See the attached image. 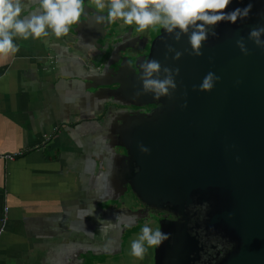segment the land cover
<instances>
[{"label": "crops", "instance_id": "crops-1", "mask_svg": "<svg viewBox=\"0 0 264 264\" xmlns=\"http://www.w3.org/2000/svg\"><path fill=\"white\" fill-rule=\"evenodd\" d=\"M94 5L84 0L67 36L15 37L19 52L0 64V264H95L97 235L139 201L125 141L138 114L114 91L133 29Z\"/></svg>", "mask_w": 264, "mask_h": 264}, {"label": "water", "instance_id": "water-1", "mask_svg": "<svg viewBox=\"0 0 264 264\" xmlns=\"http://www.w3.org/2000/svg\"><path fill=\"white\" fill-rule=\"evenodd\" d=\"M249 2L248 18L212 27L203 55L187 38L160 35L149 57L160 70L149 76L141 66L128 67L114 89L140 106L166 103L137 113L126 131V180L147 206L179 214L204 207V228L225 249L217 264H264V48L249 38L252 28L264 26V0H232L227 11ZM209 72L219 80L201 90ZM169 77L176 87L169 86L168 95L155 99L154 91H145L146 79Z\"/></svg>", "mask_w": 264, "mask_h": 264}, {"label": "clouds", "instance_id": "clouds-1", "mask_svg": "<svg viewBox=\"0 0 264 264\" xmlns=\"http://www.w3.org/2000/svg\"><path fill=\"white\" fill-rule=\"evenodd\" d=\"M93 2L97 9L106 6L105 0ZM231 3L232 0H110L107 16L111 20L122 19L129 25L135 23L138 31H145L159 23L169 33L176 28L187 32L191 25L195 30L191 32L189 43L195 54L203 55L199 50L202 42L207 39L206 25H216L223 21L234 24L239 19L248 18L254 6L249 2L243 8L227 11ZM31 4H38L39 7L27 15H22ZM84 10V0H0V64L7 63L19 52V46L13 42L15 37L44 42L50 35H55L58 39L67 36L70 26L79 22ZM198 21L203 23L197 24ZM261 35H264V26L252 28L249 32V38L264 48V41L259 38ZM237 44L247 55L248 50L243 42L237 41ZM179 56L180 53H177V58ZM141 67L151 76L161 66L156 60H145ZM214 80H219V77L209 72L200 84V89L210 90L214 86ZM169 86L176 87L171 77L144 81L145 91H154L155 99L168 95ZM140 150L149 151L142 145ZM168 239V233L159 228L154 230L145 224L139 238L132 241L131 254L143 258L147 247L161 246Z\"/></svg>", "mask_w": 264, "mask_h": 264}, {"label": "flooded vegetation", "instance_id": "flooded-vegetation-1", "mask_svg": "<svg viewBox=\"0 0 264 264\" xmlns=\"http://www.w3.org/2000/svg\"><path fill=\"white\" fill-rule=\"evenodd\" d=\"M109 3L110 0H105L106 6H108ZM92 9L94 12L99 13V9H96L95 7H92ZM105 10L107 11V9ZM200 23L203 22H197V24ZM213 26L214 25L205 26V30L207 31L208 35ZM193 30L195 29L193 28V26L190 25L187 32H181L179 28H176L170 33L179 34V36L189 39ZM115 34V32L110 33L109 35L107 34V38H113ZM162 34H169V32H166L162 29L155 37V39H153V41L149 43V46L144 40L140 41L138 37H133L134 40L125 43L122 49L125 53L124 56L121 57L122 60H124V62L128 65H134V68H131L128 65L126 66V68H130L129 71L140 67L143 64L142 62H144L145 60L151 59L149 58L151 50L155 44L156 39ZM107 38L106 36H101L102 41ZM138 64L139 66H137ZM122 67L124 68L123 65ZM126 68L124 69L126 70ZM128 101L131 102L128 106V109L130 111L132 110L134 112H137L138 114H147V112H150L154 108L166 105V103L162 100H156L152 104H148L146 106H140L141 103L137 102L136 100ZM130 192L132 193L131 189ZM138 202L141 204L142 207L136 206L134 208L132 207L131 210L129 209L130 212L128 213L132 215H130L127 219L121 220L123 223L119 221L121 225H119L118 223L116 224L118 225V229L114 231V233L116 234L115 236L117 240L118 235L121 233L118 232V230H121L122 232L124 231V233L126 232V235L134 233L135 229L139 227L138 225L140 224V222L144 221L145 218L143 217L146 214L151 215L152 211H155L156 209V220L154 221L155 214L153 215L154 218L152 220L149 219L151 217H147V219L152 222L154 221L158 226L157 228H159L165 233H168L169 239L166 240L161 246H155V252L153 254V264H217L218 261L223 257L225 249L221 245L219 238L213 237L212 235L210 236L209 234H207V231L204 228V207L190 206L184 209L183 214H179L172 208L165 207L153 208L149 206L150 209L145 210V206H143L145 204L142 203L140 200ZM111 225L113 226L114 224L112 223ZM108 237V242L111 243L112 249L107 252H100L99 250H96V252H94V254L96 255L95 264H98L97 256H100V259L102 258L101 256H108L111 261L112 259L114 261L117 260L118 262H121L123 260V256H121L122 258H119L118 256L122 253V250L119 249L120 241H118L117 243H113V238L109 235ZM191 243H193V247H191ZM76 263L87 264V260L84 258H80L76 261Z\"/></svg>", "mask_w": 264, "mask_h": 264}, {"label": "rangeland", "instance_id": "rangeland-1", "mask_svg": "<svg viewBox=\"0 0 264 264\" xmlns=\"http://www.w3.org/2000/svg\"><path fill=\"white\" fill-rule=\"evenodd\" d=\"M94 7L96 8L95 5ZM105 9H107L108 11L109 10L108 6H106ZM112 24H114V27H118L120 25L121 29H127L128 32H130V30L133 29L134 37L136 38L138 37L140 41L144 40L148 46H149V43L153 41V39H155L158 33L163 29L162 25L158 23L155 26H152V27L150 26L145 31H138L137 30L138 26L135 23L129 25V24L124 23L122 19L112 20ZM128 66L131 68H134V65H128ZM138 206L142 207L139 202L137 203V207ZM143 206H145L144 207L145 210L150 209V207L147 205H143ZM156 211H157L156 209L155 211L153 210L151 215L146 214L143 217L145 218L144 221L140 222V224L138 225L139 227L135 229L134 233H130L126 235V232L124 233V231L122 232L121 230H118V232H121L118 235V240L115 236L116 234L114 233V231L118 229V225L107 226L108 231L106 234L97 235V239L99 240L97 250L101 252V251H105L106 249H112L107 246L109 244L108 242V239H109L108 235H109L110 237L113 238V243H117L118 241H120L119 249L122 250V253L118 256L119 258H122L121 256H123V260L121 262H118L117 260L114 261L113 259L111 261V259H109L108 256H105L106 259L104 256H101L102 257L101 259H100V256H97L98 264H153V257H154L153 254L155 252V246L147 247L146 245L147 251L143 254V258H139L131 254V244H132V241L137 240L139 238V236L141 235V230L145 224H147L148 226H151L150 228L154 230L157 229L158 226L154 222L156 220V214H155ZM153 215L155 216L154 221L153 222L149 221L147 217H151L149 219L152 220L154 218Z\"/></svg>", "mask_w": 264, "mask_h": 264}, {"label": "built area", "instance_id": "built-area-1", "mask_svg": "<svg viewBox=\"0 0 264 264\" xmlns=\"http://www.w3.org/2000/svg\"><path fill=\"white\" fill-rule=\"evenodd\" d=\"M18 155H20V154L8 155V156H6V158H8L9 160H13ZM5 211H7V208L5 209ZM1 221H2V226L0 228V234L3 232V224L5 223L6 218H2Z\"/></svg>", "mask_w": 264, "mask_h": 264}]
</instances>
